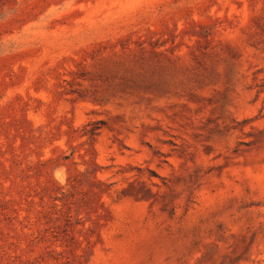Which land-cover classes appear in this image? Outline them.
<instances>
[{"label": "rangeland", "instance_id": "rangeland-1", "mask_svg": "<svg viewBox=\"0 0 264 264\" xmlns=\"http://www.w3.org/2000/svg\"><path fill=\"white\" fill-rule=\"evenodd\" d=\"M0 264H264V0H0Z\"/></svg>", "mask_w": 264, "mask_h": 264}]
</instances>
